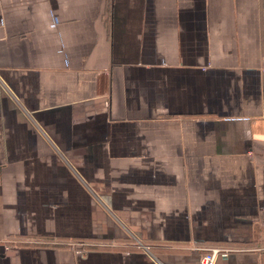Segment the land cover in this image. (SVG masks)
Returning a JSON list of instances; mask_svg holds the SVG:
<instances>
[{
	"label": "crops",
	"instance_id": "0c3cea01",
	"mask_svg": "<svg viewBox=\"0 0 264 264\" xmlns=\"http://www.w3.org/2000/svg\"><path fill=\"white\" fill-rule=\"evenodd\" d=\"M213 247L264 264V0H0V264Z\"/></svg>",
	"mask_w": 264,
	"mask_h": 264
},
{
	"label": "built area",
	"instance_id": "2783aa9c",
	"mask_svg": "<svg viewBox=\"0 0 264 264\" xmlns=\"http://www.w3.org/2000/svg\"><path fill=\"white\" fill-rule=\"evenodd\" d=\"M139 248H142L144 250H149L148 246L137 244ZM198 252H201V258H200V264H215V261L218 257L225 256L226 250L220 249V248H196L195 249ZM77 253H82V251H77Z\"/></svg>",
	"mask_w": 264,
	"mask_h": 264
}]
</instances>
